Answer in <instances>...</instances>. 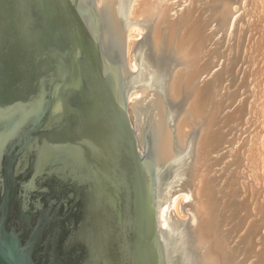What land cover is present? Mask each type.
<instances>
[{
	"label": "water",
	"instance_id": "obj_1",
	"mask_svg": "<svg viewBox=\"0 0 264 264\" xmlns=\"http://www.w3.org/2000/svg\"><path fill=\"white\" fill-rule=\"evenodd\" d=\"M200 128L159 0H0V264H217Z\"/></svg>",
	"mask_w": 264,
	"mask_h": 264
},
{
	"label": "rangeland",
	"instance_id": "obj_2",
	"mask_svg": "<svg viewBox=\"0 0 264 264\" xmlns=\"http://www.w3.org/2000/svg\"><path fill=\"white\" fill-rule=\"evenodd\" d=\"M259 1L161 3L178 36L199 33L194 88L207 90L208 100L198 103L193 192L209 245H219L226 264H264V155L256 157L264 150V51L253 49L264 28Z\"/></svg>",
	"mask_w": 264,
	"mask_h": 264
},
{
	"label": "bare ground",
	"instance_id": "obj_3",
	"mask_svg": "<svg viewBox=\"0 0 264 264\" xmlns=\"http://www.w3.org/2000/svg\"><path fill=\"white\" fill-rule=\"evenodd\" d=\"M160 1V3H162V1H165V0H159ZM259 1V0H258ZM260 2V1H259ZM262 2V14H264V0H262L261 1ZM257 3V2H256ZM259 7V6H258ZM259 10H261L260 8H259ZM257 12V11H256ZM260 13V12H259ZM262 17V16H261ZM260 18V17H259ZM259 20V19H258ZM261 20H263L264 21V15H263V17H262V19ZM262 23V22H261ZM262 29V28H261ZM258 36V38L256 39V41L254 42V47H253V49L255 50V53H261L262 54V52L264 51V28L261 30V33H260V35L258 34L257 35ZM180 37V36H179ZM180 40H181V42L183 43V45H184V47H185V49H186V51H187V53H188V55H189V58H190V67H191V76H192V84H193V93H194V101H195V110H196V117L197 118H199V117H201V115L200 114H204V110H202V109H200L201 107H200V105L198 104V103H201V100L202 99H207L208 100V98H207V95H208V92H207V90H204L203 92L201 91L200 92V90L199 89H197V88H194V86H195V74H196V70H197V65L195 64V56H196V54L198 53V51H196V50H198L199 49V47H196V46H194V44H195V42L197 41V40H199V33H198V30H191V31H189V33H188V36L186 37H180ZM201 46V45H200ZM195 48H198V49H195ZM262 51V52H261ZM259 53V54H260ZM264 70V69H263ZM263 75H264V73H263ZM199 87V86H198ZM263 89H262V91H261V94H262V97L264 98V87H262ZM260 91V90H259ZM200 92V93H199ZM263 92V93H262ZM259 96V95H258ZM210 97V96H209ZM262 102V101H261ZM201 104H203V103H201ZM264 104V103H263ZM261 105V104H260ZM264 106V105H263ZM258 107H260V106H258ZM208 109V108H207ZM206 109V110H207ZM262 113L264 114V109H262ZM206 112V111H205ZM207 122H208V120H207ZM208 124H209V122H208ZM264 127V126H263ZM263 129V128H262ZM202 141H204V138L202 139ZM202 143V142H201ZM201 146V145H200ZM201 150V149H200ZM258 151V150H257ZM253 153V152H252ZM258 154H257V159H261L262 158V156L264 155V150L261 152V151H258L257 152ZM250 154V153H249ZM253 155V154H252ZM251 156V155H250ZM200 157V156H199ZM255 157V156H254ZM263 158H264V156H263ZM262 158V159H263ZM262 162H264V159L262 160ZM264 179V178H263ZM202 182V181H201ZM199 185H201V183H199L198 184V186ZM204 185V184H203ZM202 185V186H203ZM198 189V193L200 194V192H201V189H200V187L199 188H197ZM203 189V188H202ZM200 197V196H199ZM203 201V200H202ZM197 205V208H198V211L201 213L202 211H203V206H202V204H201V202L200 203H197L196 204ZM203 221V220H202ZM203 225V229H204V231H205V234H208L209 233V231H210V229H209V226L208 225H206V224H202ZM219 245L218 244H216V245H214V246H212V248H211V250H212V253H213V255H214V257H215V261H217V256L219 257L220 256V248L218 247ZM219 260V259H218Z\"/></svg>",
	"mask_w": 264,
	"mask_h": 264
}]
</instances>
